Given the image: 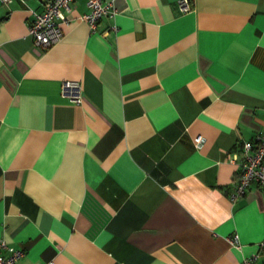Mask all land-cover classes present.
Wrapping results in <instances>:
<instances>
[{
    "label": "crops",
    "instance_id": "0c3cea01",
    "mask_svg": "<svg viewBox=\"0 0 264 264\" xmlns=\"http://www.w3.org/2000/svg\"><path fill=\"white\" fill-rule=\"evenodd\" d=\"M45 1H0V236L24 250L15 264H264V188L230 197L240 145L264 128V0H105L116 12L95 29L73 0L43 48L29 26Z\"/></svg>",
    "mask_w": 264,
    "mask_h": 264
},
{
    "label": "built area",
    "instance_id": "2783aa9c",
    "mask_svg": "<svg viewBox=\"0 0 264 264\" xmlns=\"http://www.w3.org/2000/svg\"><path fill=\"white\" fill-rule=\"evenodd\" d=\"M10 2L12 0H0ZM73 0H46L41 10L31 9L33 14L29 31L34 37L35 44L47 48L57 42L64 34L62 22L67 21L66 12L71 11ZM183 11L190 9V0H178ZM89 10L80 18L89 22L92 29L97 27L98 20L104 15H114L115 5L112 1L87 0ZM61 92L70 100L81 103L83 90L79 80L66 79L61 84ZM195 144L201 146L204 142L202 135L194 137ZM241 158L237 162L239 173L233 182L230 197L235 200L247 194L253 183L264 188V128L253 139L243 140L240 145ZM229 157L234 161L238 158V151L231 152ZM233 243L239 245L238 234L233 235ZM264 252V239L260 243ZM8 251V254L4 252ZM24 254L22 248L9 244L0 236V264H15ZM260 252L245 256L241 264H255ZM39 264H56L54 259Z\"/></svg>",
    "mask_w": 264,
    "mask_h": 264
}]
</instances>
